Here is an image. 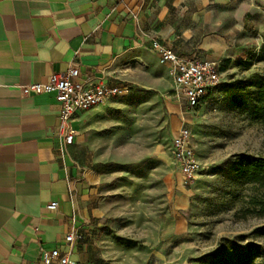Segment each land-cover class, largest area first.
I'll use <instances>...</instances> for the list:
<instances>
[{
    "label": "crops",
    "instance_id": "0c3cea01",
    "mask_svg": "<svg viewBox=\"0 0 264 264\" xmlns=\"http://www.w3.org/2000/svg\"><path fill=\"white\" fill-rule=\"evenodd\" d=\"M155 39L220 67L246 60L264 43V2L0 0V264H46L43 249L54 248L75 264H105L92 232L104 178L80 156L78 130L90 111L76 116V139L66 147L56 93L24 95L22 85L45 82L76 59L77 81L120 84L131 71L128 78L148 86L142 74H169L151 48ZM231 65L226 72L239 71ZM64 233L76 241L61 240Z\"/></svg>",
    "mask_w": 264,
    "mask_h": 264
},
{
    "label": "rangeland",
    "instance_id": "374dc122",
    "mask_svg": "<svg viewBox=\"0 0 264 264\" xmlns=\"http://www.w3.org/2000/svg\"><path fill=\"white\" fill-rule=\"evenodd\" d=\"M229 61L227 66L234 68L236 60ZM258 71L264 72V63L235 73L253 77ZM127 74L119 79L123 94L90 111L78 130L82 162L104 178L103 213L92 231L104 263L199 264L221 245L263 241L241 238L264 222V216L250 202L253 185L232 166L238 153L264 156L263 126L234 109L229 96L216 89L212 100L190 117L203 170L184 185L170 153L181 105L169 74H142L148 86ZM232 74L222 68V81ZM115 235L138 245L121 244Z\"/></svg>",
    "mask_w": 264,
    "mask_h": 264
},
{
    "label": "built area",
    "instance_id": "2783aa9c",
    "mask_svg": "<svg viewBox=\"0 0 264 264\" xmlns=\"http://www.w3.org/2000/svg\"><path fill=\"white\" fill-rule=\"evenodd\" d=\"M151 48L169 64L172 93L175 101L181 105V125L172 139L170 153L182 175L183 184L190 185L203 170L193 143L190 115L197 113L212 100L214 87L222 81V72L216 61L202 57H184L158 39L152 41ZM80 76L81 64L74 59L67 70L53 73L47 81L22 85L24 95L56 93L60 103L61 130L66 147L75 142L77 131L73 122L78 114L91 111L124 92L120 84H109L102 77H88L77 81L76 78ZM214 108L216 110V107ZM57 207V202L49 205L50 209ZM59 238L74 243L77 235L64 233ZM42 258L46 264H75L71 261L69 253L58 248L43 249Z\"/></svg>",
    "mask_w": 264,
    "mask_h": 264
},
{
    "label": "trees",
    "instance_id": "16d2710c",
    "mask_svg": "<svg viewBox=\"0 0 264 264\" xmlns=\"http://www.w3.org/2000/svg\"><path fill=\"white\" fill-rule=\"evenodd\" d=\"M230 62V61H229ZM264 62V43L258 53L251 55L246 60L236 61L240 72L245 73L258 63ZM225 67H220L222 72ZM221 89L229 96L230 104L234 109L246 112L250 118L259 122L264 129V72H255L253 77L230 75L226 81H221L213 89ZM234 171L241 178L253 185L256 190L250 197L254 210L264 216V156L250 153H238L234 155L232 162ZM250 210V209H247ZM262 238L263 241L249 242L245 247L235 244L221 245L217 250L203 255L199 264H264V222L256 226L245 237ZM114 238L126 246H137V241L115 235Z\"/></svg>",
    "mask_w": 264,
    "mask_h": 264
}]
</instances>
